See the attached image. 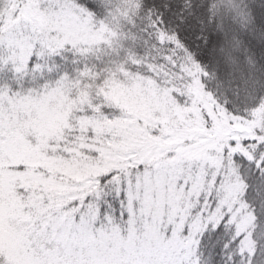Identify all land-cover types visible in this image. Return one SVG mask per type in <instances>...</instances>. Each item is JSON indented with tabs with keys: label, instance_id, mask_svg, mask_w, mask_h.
Masks as SVG:
<instances>
[{
	"label": "snow or ice",
	"instance_id": "obj_1",
	"mask_svg": "<svg viewBox=\"0 0 264 264\" xmlns=\"http://www.w3.org/2000/svg\"><path fill=\"white\" fill-rule=\"evenodd\" d=\"M0 264H264V0H0Z\"/></svg>",
	"mask_w": 264,
	"mask_h": 264
},
{
	"label": "rangeland",
	"instance_id": "obj_2",
	"mask_svg": "<svg viewBox=\"0 0 264 264\" xmlns=\"http://www.w3.org/2000/svg\"><path fill=\"white\" fill-rule=\"evenodd\" d=\"M133 102H134V100H133Z\"/></svg>",
	"mask_w": 264,
	"mask_h": 264
}]
</instances>
